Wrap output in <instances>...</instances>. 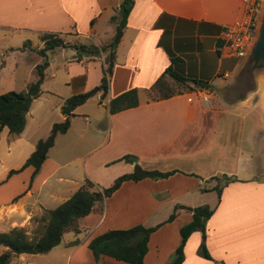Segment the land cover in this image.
Segmentation results:
<instances>
[{
    "label": "crops",
    "instance_id": "1",
    "mask_svg": "<svg viewBox=\"0 0 264 264\" xmlns=\"http://www.w3.org/2000/svg\"><path fill=\"white\" fill-rule=\"evenodd\" d=\"M123 1L0 0V77L18 69L17 54L24 58L39 54L45 45L40 38L43 33H57L72 44L100 47L111 43L117 28L111 19L118 15ZM244 16L242 0H134L116 51L109 93L103 100L101 94L96 95L74 111L70 129L56 138L34 184L9 200H0V206L15 208L27 224L39 212L63 204L87 179L102 189L133 172L134 164L119 161L126 155L136 156L146 170L175 174L160 180L125 182L102 207L97 206L80 219V233H65L62 243L48 254L16 256L19 264H51L58 258V263L64 264H127L108 257L97 262L88 245L107 231L138 225H161L150 237L144 264H167L180 245L181 228L193 220L192 212L179 209L175 220L167 223L177 206H209L214 210L206 223V233L196 231L187 241L182 264H264V169L255 165L253 156L245 157L238 145V150L233 149L224 138L233 125L242 133L248 121L253 136L261 135L264 75L258 77L253 91L233 103L220 97L224 84L229 82L224 79L214 84L219 94L204 89L164 100L147 97L171 65V58L180 59L179 52L190 51L193 46L197 51L204 37L216 40L211 52L216 51L220 60L231 58L221 33L225 26ZM188 35L187 43L175 46ZM27 41L29 46L25 47ZM59 54L63 59L52 77L66 75L72 95L101 83L107 55L77 61V51L72 48L47 52L45 80ZM210 56L205 54L204 63ZM204 63H192V72L197 80L210 85L215 73L204 69ZM38 64L40 60H35L34 69ZM183 64L178 62L176 66ZM223 75L229 77L230 73ZM134 88L139 93V106L111 114V99ZM42 94L43 89L27 114L24 132L17 136L29 153L41 140H33L30 132L39 118L40 107L35 106ZM203 94L209 95L208 102L202 100ZM91 100H97L96 110L86 109ZM64 120L61 112L60 122ZM50 125L52 129L53 123ZM78 166L80 173H76ZM34 171L33 167L26 170L32 176ZM203 243L211 260L199 254Z\"/></svg>",
    "mask_w": 264,
    "mask_h": 264
},
{
    "label": "trees",
    "instance_id": "2",
    "mask_svg": "<svg viewBox=\"0 0 264 264\" xmlns=\"http://www.w3.org/2000/svg\"><path fill=\"white\" fill-rule=\"evenodd\" d=\"M133 6L134 0H124L118 10V15L112 17L111 21L117 24L116 34L112 42L107 45L98 47L95 45L86 46L77 43H67L57 33H43L40 35L45 45L38 53L44 58V61L36 67L37 80L29 84L26 91H9L0 94V133L4 128H7L9 133L15 136H19L24 132L27 124V114L31 109L33 101L42 92L45 70L49 66L47 52L55 49L72 48L77 51V61H81L84 57L90 56L99 58L101 53H105L107 55L105 60L107 66L103 69V77L99 85L86 92H76L65 100L61 108L65 120L60 123H55L49 136L46 139L38 141L35 151L27 159L24 167L20 170L11 171L10 175L20 173L28 167H33L35 171L32 179H34L48 158L49 150L55 145L56 138L61 134H66L70 129L71 118L75 115L74 111L98 94H101V100L107 96L116 60V51L122 40ZM92 23L94 24V21ZM26 44L28 43H25V47L27 46ZM179 61L180 59L172 57L171 65L156 81L153 89L158 92L159 96L155 100L169 99L183 94L177 93L171 88L168 78L182 85L189 84V92L199 89L190 85L192 79H189L184 73L178 70L176 65ZM74 83L75 86L76 81ZM139 104V93L134 88L112 98L109 109L111 114H116L136 108ZM119 161L134 164L133 172L121 175L110 187L102 189L87 179L71 198L56 209L46 211L47 217L42 218L45 227L40 236L30 237L22 228H14L9 233H0V246L7 249V251L0 255V264H10L13 257L22 254L44 255L50 253L62 243L65 233H80V219L90 215L97 206L102 207L104 201L119 190L125 182H140L145 179L160 180L175 174V171L163 173L157 170H146L139 164L138 158L133 155H126ZM216 190H218L219 196H221V189L217 187ZM178 209H186L192 212L193 220L180 230L181 244L176 251V257L172 264L183 263L184 248L190 236L196 231H201L205 234L206 223L214 214V210L209 206L196 208L177 206L176 210ZM175 218L176 213H173L166 222H172ZM160 226L147 228L143 225H138L125 230H110L94 237L88 246L97 262L102 257H108L127 264H144V259L149 249L150 237ZM199 254L205 259H212L204 243L200 247Z\"/></svg>",
    "mask_w": 264,
    "mask_h": 264
},
{
    "label": "rangeland",
    "instance_id": "3",
    "mask_svg": "<svg viewBox=\"0 0 264 264\" xmlns=\"http://www.w3.org/2000/svg\"><path fill=\"white\" fill-rule=\"evenodd\" d=\"M20 38L18 37L17 40H19ZM203 39L204 43H201L200 48H198L197 51L195 50V46H193V49L190 51L179 52V57H181V60L179 62L186 64L177 67L178 70L184 73L189 79H192L190 85L199 88V91L202 90L197 84L193 83L194 81L200 80H197L198 77L194 76L195 74H193L192 72V63H200V65H202V63H204L203 57L205 56V54H211L210 60L204 63V69L206 68L210 72L215 73V76L213 77L215 79L213 83L210 84L209 88H206L207 90L209 89L210 92L215 91L217 92L216 94H219L220 90H218L214 86V84H218L219 80L221 79L229 81L228 83L226 82L224 84L225 86L221 90L223 94L220 95L221 99L228 103L236 102L239 98L245 96L248 92L253 91L256 84L249 74L250 70L253 68V63L251 64V61L249 59L250 55L241 59L222 58L220 60L217 56L218 53L216 51L214 53L211 52L214 48L213 44L217 45L215 43L216 40L211 37H204ZM29 40H32V42L35 43L37 39L35 37H30ZM188 40H190L189 35L186 38L182 37L181 40L176 42L175 46L179 44L184 45ZM165 46L168 48L167 45ZM67 53L71 52L69 51ZM32 54L33 55H27V58H24L21 54L16 55V59L19 60L20 65L15 72H10L9 75L6 74L0 77V93L9 91H26L28 85L34 83L37 80V68L34 69V63L35 60H40V62L43 63L44 59L39 54ZM69 55L70 54H67V57ZM12 59H14V57H12ZM62 59L63 56L61 54H59V56L55 58L53 69L48 72L47 78L42 87V98L38 103H36L35 108L37 107V105H39L40 114L38 120L33 123V127L31 128L32 130L30 132V137L33 140H37L38 138L46 139L49 136V133L51 131L50 124L53 123L54 125L55 123H60V104L63 103L64 100L70 98L72 95L69 86L66 85V75L59 73L58 76L52 77V74L56 72V67L59 66V64L62 62ZM225 72H229L230 76L225 77L223 75ZM235 73L236 75L233 76ZM232 80L234 81V83L230 84ZM168 81L171 88L174 89V91H176L177 93L185 94L189 92V84L182 85L175 82L171 78H168ZM158 96V92L154 89H151L147 92L148 99L153 100ZM97 104V100H91V102L87 104L86 109L96 110ZM49 109L50 113L48 114L47 111ZM90 120L93 122L91 118ZM232 127V130H227V132H225V140H229V143L232 145L233 149L238 150L237 146H235L238 145L241 151L244 153L245 157H247L248 155L253 156L255 165L260 170L264 169V130H262L260 136L258 133L253 136V132L251 131L252 123L250 121L246 122L245 129L242 131V133L240 132V130L235 129L237 125H233ZM10 146L12 147L11 149ZM31 155L32 153H29L28 148L26 149L23 146L21 140L17 136L10 134L7 129H4L0 133V200H9L15 195H18L21 190H24V187L34 184L36 179H32V175L29 174V172H26L27 168L20 173L10 175L11 171L22 169L25 165V162ZM230 163H232V161ZM80 167H77L78 171H76V173H80ZM176 212L177 210H175L174 213ZM19 217L20 216L15 208L11 209L10 206H0V233H9L14 228H22L28 233V235H30V237L40 236L45 227L42 218L47 217L46 211H41L37 215L33 216L30 222L27 224ZM204 237L206 236L204 235ZM177 249L178 247L176 248L173 255H171V257L169 258L167 264H172L176 257ZM5 251H7V249L0 246V255H2ZM15 258L16 257H13L11 259L10 264H19V262H17ZM60 261V258H58L56 263L51 264H64L58 263Z\"/></svg>",
    "mask_w": 264,
    "mask_h": 264
},
{
    "label": "built area",
    "instance_id": "4",
    "mask_svg": "<svg viewBox=\"0 0 264 264\" xmlns=\"http://www.w3.org/2000/svg\"><path fill=\"white\" fill-rule=\"evenodd\" d=\"M242 5L245 13L244 18L225 26L221 33V39L224 48L228 50V56L238 59L245 58L250 54L262 20L264 0H242ZM202 100L208 102L209 95L203 94Z\"/></svg>",
    "mask_w": 264,
    "mask_h": 264
},
{
    "label": "water",
    "instance_id": "5",
    "mask_svg": "<svg viewBox=\"0 0 264 264\" xmlns=\"http://www.w3.org/2000/svg\"><path fill=\"white\" fill-rule=\"evenodd\" d=\"M249 55L250 63H253V68L250 70L249 74L256 84L258 77L264 75V10L262 22ZM193 83L197 84L202 90L206 89L208 86L207 81H194Z\"/></svg>",
    "mask_w": 264,
    "mask_h": 264
}]
</instances>
